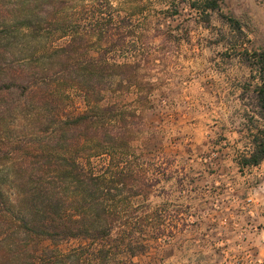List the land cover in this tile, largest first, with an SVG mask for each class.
<instances>
[{
	"label": "trees",
	"instance_id": "16d2710c",
	"mask_svg": "<svg viewBox=\"0 0 264 264\" xmlns=\"http://www.w3.org/2000/svg\"><path fill=\"white\" fill-rule=\"evenodd\" d=\"M219 1L187 5L206 23L212 12L243 31ZM136 3L124 2L130 14ZM114 10L110 0H13L0 16V96L17 93L0 104V264H132L144 252L149 214L132 202L153 181L132 147L140 116L105 101L139 65ZM124 49L131 60L110 58ZM240 55L258 78L240 92L259 120L237 161L250 167L264 162V49Z\"/></svg>",
	"mask_w": 264,
	"mask_h": 264
},
{
	"label": "rangeland",
	"instance_id": "374dc122",
	"mask_svg": "<svg viewBox=\"0 0 264 264\" xmlns=\"http://www.w3.org/2000/svg\"><path fill=\"white\" fill-rule=\"evenodd\" d=\"M12 2L0 0V16ZM110 2L114 22L123 18L132 31L139 65L129 87L105 101L139 114L132 147L153 181L132 202L149 214L146 247L132 264H264V162L237 164L259 122L240 98L258 79L240 53L264 49V0L219 1L222 14L247 25L240 33L216 13L206 23L190 0ZM124 2H137L133 14ZM109 56L131 60L126 49ZM15 98L1 95L0 104Z\"/></svg>",
	"mask_w": 264,
	"mask_h": 264
},
{
	"label": "crops",
	"instance_id": "0c3cea01",
	"mask_svg": "<svg viewBox=\"0 0 264 264\" xmlns=\"http://www.w3.org/2000/svg\"><path fill=\"white\" fill-rule=\"evenodd\" d=\"M263 4H264V2H263Z\"/></svg>",
	"mask_w": 264,
	"mask_h": 264
}]
</instances>
